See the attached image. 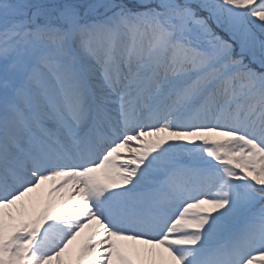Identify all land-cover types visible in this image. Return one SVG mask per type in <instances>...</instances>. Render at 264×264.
<instances>
[{
  "label": "snow or ice",
  "instance_id": "obj_1",
  "mask_svg": "<svg viewBox=\"0 0 264 264\" xmlns=\"http://www.w3.org/2000/svg\"><path fill=\"white\" fill-rule=\"evenodd\" d=\"M0 264H264V0H0Z\"/></svg>",
  "mask_w": 264,
  "mask_h": 264
},
{
  "label": "bare ground",
  "instance_id": "obj_2",
  "mask_svg": "<svg viewBox=\"0 0 264 264\" xmlns=\"http://www.w3.org/2000/svg\"><path fill=\"white\" fill-rule=\"evenodd\" d=\"M50 184H51V182H48V183H46V184L43 186V188H42V190H41V195H46V193H47V189L50 187ZM32 195H33V196H36L37 194H36V193H33ZM89 231H90V228H89V229H85L84 232L81 233V236L78 237V238H77V241H75V242L73 243V246H72L73 251H75V249L78 247L79 243H80V242L83 240V238L89 233Z\"/></svg>",
  "mask_w": 264,
  "mask_h": 264
},
{
  "label": "rangeland",
  "instance_id": "obj_3",
  "mask_svg": "<svg viewBox=\"0 0 264 264\" xmlns=\"http://www.w3.org/2000/svg\"><path fill=\"white\" fill-rule=\"evenodd\" d=\"M122 152L126 151V149H121Z\"/></svg>",
  "mask_w": 264,
  "mask_h": 264
}]
</instances>
